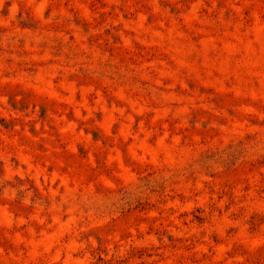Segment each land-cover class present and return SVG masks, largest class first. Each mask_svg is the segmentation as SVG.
Segmentation results:
<instances>
[{
  "label": "rangeland",
  "instance_id": "obj_1",
  "mask_svg": "<svg viewBox=\"0 0 264 264\" xmlns=\"http://www.w3.org/2000/svg\"><path fill=\"white\" fill-rule=\"evenodd\" d=\"M0 264H264V0H0Z\"/></svg>",
  "mask_w": 264,
  "mask_h": 264
}]
</instances>
